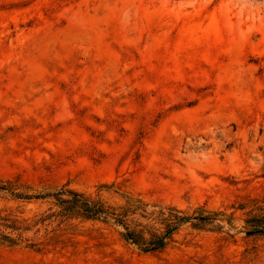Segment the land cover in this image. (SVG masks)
<instances>
[{"label":"rangeland","instance_id":"374dc122","mask_svg":"<svg viewBox=\"0 0 264 264\" xmlns=\"http://www.w3.org/2000/svg\"><path fill=\"white\" fill-rule=\"evenodd\" d=\"M0 264H264V0H0Z\"/></svg>","mask_w":264,"mask_h":264},{"label":"trees","instance_id":"16d2710c","mask_svg":"<svg viewBox=\"0 0 264 264\" xmlns=\"http://www.w3.org/2000/svg\"><path fill=\"white\" fill-rule=\"evenodd\" d=\"M77 208L82 210V213L89 217H98L103 213V210L97 205H91L88 202L83 203L82 205H75ZM129 238H134L133 235H129ZM164 244L163 239H159L156 242H152L150 246L146 247L144 250H156L162 247Z\"/></svg>","mask_w":264,"mask_h":264}]
</instances>
